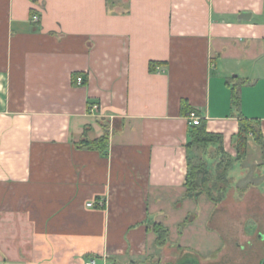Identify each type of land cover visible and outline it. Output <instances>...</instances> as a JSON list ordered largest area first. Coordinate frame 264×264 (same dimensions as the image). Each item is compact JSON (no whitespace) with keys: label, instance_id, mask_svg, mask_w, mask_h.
I'll use <instances>...</instances> for the list:
<instances>
[{"label":"crops","instance_id":"crops-1","mask_svg":"<svg viewBox=\"0 0 264 264\" xmlns=\"http://www.w3.org/2000/svg\"><path fill=\"white\" fill-rule=\"evenodd\" d=\"M263 72L264 0H0V264H181L155 228L188 216L186 105L225 143L264 132L240 96Z\"/></svg>","mask_w":264,"mask_h":264},{"label":"rangeland","instance_id":"rangeland-1","mask_svg":"<svg viewBox=\"0 0 264 264\" xmlns=\"http://www.w3.org/2000/svg\"><path fill=\"white\" fill-rule=\"evenodd\" d=\"M242 81L240 96L246 115L264 117V72L257 76H245ZM243 87L244 102L241 94L244 91ZM258 127L264 138L261 121ZM248 138L249 142L245 148L241 147L235 138L228 143L223 139L222 142L212 141L195 145L191 150V163L208 167L211 179L207 185L202 182L200 174L196 181L197 193L191 197H186L185 193L188 213L187 211L184 213L188 216L186 218L183 216V221L176 223L178 235L174 232L171 236L169 232L164 245H170L168 248L171 250H166L167 254L158 251L160 258L164 254L174 256L176 244L179 242L186 245L182 247V252L187 250L191 257L201 263L205 262L207 257H214L215 249L218 247L229 249L227 252L224 251L226 264H234L233 261L243 258L241 254L244 250L238 248L237 242H247L251 238L249 234L253 235L254 231L256 232L255 217L264 216L263 150L252 133L248 134ZM209 188H211L210 193ZM191 225L196 226L195 229L190 227ZM180 232L185 233L182 236ZM262 250L260 244L255 242L250 252L262 255L264 253ZM229 254L234 258L230 259L232 256ZM253 262L250 258L245 260L246 264Z\"/></svg>","mask_w":264,"mask_h":264},{"label":"trees","instance_id":"trees-1","mask_svg":"<svg viewBox=\"0 0 264 264\" xmlns=\"http://www.w3.org/2000/svg\"><path fill=\"white\" fill-rule=\"evenodd\" d=\"M154 63H151V67H153ZM235 102H239V95L238 92L235 91L234 94ZM185 106V105H184ZM187 110L192 111L190 106L186 105ZM188 112V113H189ZM260 125V120L258 119H248L244 118L240 122V131L237 134V142L238 144L245 148L249 142L248 134L252 133L255 141L261 146L263 150V156H264V138L263 133L261 129L258 127ZM190 141L188 143V149L191 151L195 145L204 144L207 142L212 141H220L222 142L223 136L220 134L209 132L207 129V123L205 120H201L200 124L193 125L190 124ZM79 145L81 146H90L100 149L102 152H106L107 148L109 146V132L108 129L105 128L104 134L101 137L95 138V139H87L84 138L79 142ZM202 175V182L207 184V182L211 179V173L208 170V167L202 166V164L199 165H193L191 163V159L189 158V171L187 175V182H186V197H191L197 193L196 190V181L199 177V175ZM206 185V186H207ZM211 188L208 189V192L210 193ZM156 232L158 234L157 237V245L163 246L169 235V229L162 225V224H156Z\"/></svg>","mask_w":264,"mask_h":264},{"label":"flooded vegetation","instance_id":"flooded-vegetation-1","mask_svg":"<svg viewBox=\"0 0 264 264\" xmlns=\"http://www.w3.org/2000/svg\"><path fill=\"white\" fill-rule=\"evenodd\" d=\"M257 219V224H256V232L254 231L253 235L251 236V238L246 242V244H243L241 245L240 247L243 248L244 251V254H243V259L246 260V258H249L250 259H253L255 260V258L257 257L259 259V256H260V259H259V262L258 264H263V261H264V253L261 255H259V253H256L254 254L253 252L251 253L250 250L252 249L253 247V244H255V242H258L260 244V248H262L264 251V216H261V215H257L255 217ZM239 245V243H237ZM257 252V251H256ZM182 253H185L184 254V258H183V261L181 264H195L194 261L191 256L188 254V251L185 250L184 252ZM226 263L227 261H222V263ZM171 264H174V263H171ZM207 264H212L211 262L210 263H207ZM214 264V263H213Z\"/></svg>","mask_w":264,"mask_h":264},{"label":"built area","instance_id":"built-area-1","mask_svg":"<svg viewBox=\"0 0 264 264\" xmlns=\"http://www.w3.org/2000/svg\"><path fill=\"white\" fill-rule=\"evenodd\" d=\"M33 21H38L39 20V16L34 14L32 16ZM76 82L78 84H82L84 82V78L83 76L79 75L76 77ZM98 108V104H94L92 106V110H96ZM188 118H189V123L193 124V125H198L200 124L201 120H202V116L196 111V110H192L188 113ZM89 206H93L94 203L90 202L88 204ZM83 264H98L97 260L95 258H91L86 260Z\"/></svg>","mask_w":264,"mask_h":264},{"label":"water","instance_id":"water-1","mask_svg":"<svg viewBox=\"0 0 264 264\" xmlns=\"http://www.w3.org/2000/svg\"><path fill=\"white\" fill-rule=\"evenodd\" d=\"M250 17H251L250 12H243V13L241 14V18H243V19H245V20L250 19ZM263 264H264V261H263Z\"/></svg>","mask_w":264,"mask_h":264}]
</instances>
